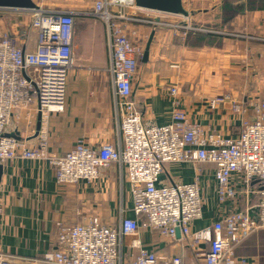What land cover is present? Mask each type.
Masks as SVG:
<instances>
[{
    "label": "built area",
    "instance_id": "obj_1",
    "mask_svg": "<svg viewBox=\"0 0 264 264\" xmlns=\"http://www.w3.org/2000/svg\"><path fill=\"white\" fill-rule=\"evenodd\" d=\"M135 1L99 0L92 14L107 31L122 147H91L79 140L63 154L49 151L47 123L52 115L64 111L67 77L74 69V17L40 6L29 12L0 8V25L8 28L0 32V165L13 160L47 163L58 186H94L100 171L116 163L124 169L133 214L114 228L79 213L78 222L57 224L54 251L32 260L0 254V264H256L236 250L252 234L264 232V100L240 101L223 94L210 101L212 109L228 104L238 117L239 130L233 136L204 130L180 108L174 109L170 124L146 126L133 98L142 50L125 29V13L152 16L146 24L154 30L187 35L193 29L188 16L143 11ZM182 4L189 12L190 0H182ZM170 19L177 22L164 21ZM32 33L35 45L25 49ZM177 93L176 87L170 88L171 96ZM178 102L174 98V104ZM23 112L27 130L31 127L29 136L35 133L33 116L40 115L35 143L6 134L10 121L18 124ZM202 163L213 167L218 210L210 225L194 230L208 204L199 172L186 184L168 185L161 176L168 164ZM145 232L170 245L162 250L144 246L140 235ZM172 247L179 248L180 254H172Z\"/></svg>",
    "mask_w": 264,
    "mask_h": 264
},
{
    "label": "crops",
    "instance_id": "obj_2",
    "mask_svg": "<svg viewBox=\"0 0 264 264\" xmlns=\"http://www.w3.org/2000/svg\"><path fill=\"white\" fill-rule=\"evenodd\" d=\"M33 1L46 10L71 14L75 23L74 69L67 77L64 111L52 115L47 123L49 151L63 154L79 140L91 147L110 144L119 150L122 143L109 72L107 31L101 20L87 19V13L99 0ZM190 6L194 23L209 32L183 35L156 29L147 62L141 63V56L138 59L142 67L137 68L134 78L133 98L144 114L146 126L170 124L174 109L180 108L204 130L233 136L239 130L238 117L228 104L219 109H212L209 104L223 94L240 101L252 97L264 100V0H190ZM126 24L130 39L145 41L146 45L152 28ZM3 28L0 25V32ZM35 41L32 33L25 49L32 50ZM171 87H176V97L169 94ZM174 98L179 105L174 104ZM21 116L18 124L10 121L6 134L35 143L36 137L29 136L31 127L26 128L25 112ZM36 123L37 114L32 119L34 129ZM197 171L208 204L202 220L195 222L194 230L210 225L216 218L213 167L203 163L168 164L161 176L168 185L186 184L193 182ZM128 189L124 169L116 163L100 171L97 185L58 186L47 163L8 161L0 181V254L17 259H41L57 248V224L72 225L80 220L79 213L118 228L123 217L133 218ZM259 234L264 232L246 238L236 250L237 255L264 264V254L258 261L254 255L240 253V247ZM140 239L149 248L162 250L170 245L147 232L141 233ZM170 251L181 252L175 247Z\"/></svg>",
    "mask_w": 264,
    "mask_h": 264
},
{
    "label": "water",
    "instance_id": "obj_3",
    "mask_svg": "<svg viewBox=\"0 0 264 264\" xmlns=\"http://www.w3.org/2000/svg\"><path fill=\"white\" fill-rule=\"evenodd\" d=\"M135 5L138 9L148 12L163 13L168 15L188 16V12L183 8L182 0H136ZM1 9H10L13 11L29 12L37 8L33 0H0ZM155 34V30L151 29L144 51L141 55L140 62L146 63L148 60L149 48ZM40 128V115H37V123L33 138L38 135ZM3 167L0 165V181L2 177ZM178 236V233H177Z\"/></svg>",
    "mask_w": 264,
    "mask_h": 264
},
{
    "label": "rangeland",
    "instance_id": "obj_4",
    "mask_svg": "<svg viewBox=\"0 0 264 264\" xmlns=\"http://www.w3.org/2000/svg\"><path fill=\"white\" fill-rule=\"evenodd\" d=\"M37 6H39V5H37ZM191 8H192V6H190V10H191ZM42 9H45V8L42 6ZM87 14H88L87 19H90V21H94V20L97 19L96 17H94L92 15L93 14V10L90 11V12H88ZM14 17H17V16H14ZM124 17L126 18L125 23H127V24H137V22H134V20H140L141 22L138 23V24H145V26H148L149 28H152L153 29L152 26H150L149 24H146L147 22L152 21V19H151L152 16H148L147 17L144 14L142 15V14H136V13H132V12H127V13H125V16ZM188 17H189V21H190V26L193 29V31H190L189 33H192V32L193 33H196V32L197 33H201L203 31L209 32V30H206V29H204L202 27H199L198 25H196L194 23V18L190 15V11L188 12ZM14 19H16V18H14ZM97 20H99V19H97ZM164 21H166L167 23H173V22L176 23L177 22L176 20H172V19H170V20H164ZM7 29L8 28L6 26H4L3 32L6 31ZM210 32H212V31H210ZM145 36H146V34H145ZM138 44L140 45V48H141V50L143 52L144 46H145V41H142V42L139 41ZM141 67H142V65L139 62L138 69H140ZM261 251H262V253H261ZM240 253L248 254V255H251V256L254 255V257L255 256L258 257V261H259V256H261L262 254H264V235L263 234H259V235H256L254 237L249 238L240 247Z\"/></svg>",
    "mask_w": 264,
    "mask_h": 264
},
{
    "label": "trees",
    "instance_id": "obj_5",
    "mask_svg": "<svg viewBox=\"0 0 264 264\" xmlns=\"http://www.w3.org/2000/svg\"><path fill=\"white\" fill-rule=\"evenodd\" d=\"M189 257V256H188Z\"/></svg>",
    "mask_w": 264,
    "mask_h": 264
}]
</instances>
